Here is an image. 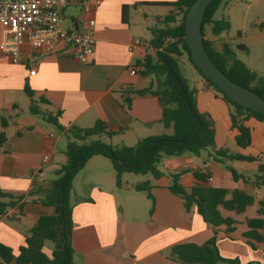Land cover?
I'll use <instances>...</instances> for the list:
<instances>
[{"label": "crops", "instance_id": "0c3cea01", "mask_svg": "<svg viewBox=\"0 0 264 264\" xmlns=\"http://www.w3.org/2000/svg\"><path fill=\"white\" fill-rule=\"evenodd\" d=\"M84 1L91 5L88 17L95 20L96 37L95 50L87 64L79 63L71 48L63 43L44 56L24 45L21 64H13L0 51V117L3 115L9 120L5 129L6 143L0 151V190L22 197L23 203L21 210L11 208L8 216L0 218V244L9 247L14 257L37 220L54 213L52 207L33 201L38 195L29 197L28 194L33 188L35 191L44 189L39 185L45 179L44 167L64 152L63 137L71 126L89 128L96 121L103 122L114 133L108 138H116L120 146L126 147L134 146L145 137L171 135L166 133L170 128L161 124V106L157 98L128 94L150 85L140 80L138 63L151 49L138 48L129 52V46L138 36L139 23L135 20L138 11L170 7L160 4L176 0H68L61 9L63 29L81 30L86 20L82 15ZM96 1L99 2L97 6L94 5ZM122 7H126L124 13ZM153 14L150 18L157 23L162 17ZM3 38L4 28L0 24V45ZM179 62L182 77L189 88L196 91L197 110L213 122L215 150L227 149L263 161L264 122L253 119L246 122L251 130V144L247 149H239L234 140L236 131L230 129L228 106L186 60L181 57ZM132 67L136 71L134 75L129 73ZM31 70L35 71L34 75H29ZM25 86L33 92L35 102L40 99L47 102L38 105L41 112L60 113L58 124L62 131L29 113L30 99L24 92ZM125 96L131 97L130 109L123 103ZM209 154L198 157L184 154L161 162L167 172L187 169L206 172L210 174L206 186L229 191L236 189L252 195L253 205L256 204L254 210H248L251 205L243 213L236 214L219 208L224 218L235 223L232 232H226L225 226L216 228V246L224 259L236 260L239 264H264V225L259 230L263 238L261 243L244 238L248 230L246 221L261 218L257 209L264 192L261 198L258 194L264 186L252 182L258 162H242L247 163V173L231 166L237 174L251 180L234 181L220 165L204 164L203 160ZM44 156L48 157L46 162ZM126 175L130 174H123L121 181ZM145 182L151 184L152 201L147 198L150 206L129 193L138 183H130L129 187L128 183H125L126 187L115 186V173L108 159L95 156L85 163L73 179L70 195L71 264H182L167 258L171 246L181 243L201 245L212 238L213 228L201 220L194 207L185 210L182 201L168 190L170 183L162 184L160 178ZM181 184L188 189L195 186L196 181L187 174L181 178ZM46 243L44 252L49 254L52 247Z\"/></svg>", "mask_w": 264, "mask_h": 264}, {"label": "trees", "instance_id": "16d2710c", "mask_svg": "<svg viewBox=\"0 0 264 264\" xmlns=\"http://www.w3.org/2000/svg\"><path fill=\"white\" fill-rule=\"evenodd\" d=\"M195 0H176L171 3H163L174 10L157 20L159 27L151 31L149 48L154 52V60L150 56H145L138 63L142 68L141 76L156 74L162 77V90H153L151 84L141 90H131L128 94L143 97L151 95L157 98L161 106V124L166 129H171L170 136L161 135L155 137H145L137 141L132 147H114L98 141H90L92 137L105 135L113 136V132L100 121H96L89 128H79L71 126L65 136H69L64 155L66 163L54 171L55 178L48 188L36 190L33 188L28 196L38 195V201L42 205L52 207L53 215L40 217L36 224L29 230L24 238V243L18 248L14 257L9 247L0 244V264H71L73 253L71 247L72 232V207L70 205V195L72 182L75 175L83 168L85 163L92 157L101 156L111 162L115 173V186L121 187V176L123 174L150 175L152 179L161 178L164 173L158 169L159 163L164 157H179L184 154L199 156L201 151L210 148L211 153L203 162L206 165L211 162L223 166L234 181H251L244 176L237 174L227 162H258L257 174L252 180L254 185L264 186V160L261 161L252 156H245L237 152H230L227 149L215 150L214 127L211 119L205 114H201L195 106V89H190L187 81L180 72V58L185 56L191 68L204 80L211 90L229 108L230 129L236 131L235 144L239 149H247L251 144V130L246 122L253 119L257 122H264V115L252 110L243 108L232 103L215 85L210 83L192 64L189 50L185 44L173 46L172 44L181 40L184 36V17L189 7ZM222 0H212L208 5L202 23L201 31L204 48L221 72L237 85L249 89L264 100V78L257 76L250 71L242 62L235 59L234 53L226 42L222 43L221 50H217L214 42L204 36V26L210 25L214 36L229 29V24L225 20L215 21L213 16ZM126 7H122L124 13ZM243 48L242 46H240ZM180 83L177 84L175 78ZM186 93L189 106L194 115L188 109L182 90ZM24 92L30 99L29 113L33 116H40L42 120L62 131L58 124L60 113L55 115L45 114L40 111L39 104H47L43 99L40 102L33 100V92L24 87ZM123 103L127 109L131 106V97L125 96ZM0 151L6 143L5 129L9 125L7 117H0ZM200 125V129L196 131ZM191 175L195 181V186L185 188L181 184L184 175ZM170 178L168 190L179 198L186 211L195 208V212L201 220L213 228L214 235L207 242L196 245L193 243H181L171 246L168 249L167 258L182 264H218L225 262L228 264H239L236 260L224 259L220 256L216 246V228L225 226L226 232H232L234 221L224 218L219 208L233 211L236 214L243 213L245 209L255 202L252 195L240 190H226L223 188H213L206 186L210 177L209 173L187 169L176 173H167ZM136 192H145L147 198L152 201L150 193L151 184L149 182L138 183L133 186ZM22 197H16L0 190V218L2 214L14 207L22 209ZM257 214L261 218L249 219L246 221L248 230L244 234L245 239H250L254 243H261L259 230L264 225V197L258 201ZM46 242L52 243L50 253L44 252ZM253 247V244H250Z\"/></svg>", "mask_w": 264, "mask_h": 264}, {"label": "rangeland", "instance_id": "374dc122", "mask_svg": "<svg viewBox=\"0 0 264 264\" xmlns=\"http://www.w3.org/2000/svg\"><path fill=\"white\" fill-rule=\"evenodd\" d=\"M142 9H144L145 12L138 11L135 15V20L139 23V32L136 38L148 44L151 39V31L154 28L159 27L156 21L150 18L151 13H154L153 15H155V17L163 18L164 16L170 14L174 9L172 7ZM147 15L148 19H145V16L147 17ZM213 20L227 21L229 24V29L221 33L219 36H214L211 31V26L207 24L204 26L205 38L214 39V45L217 50H221L222 43L226 42L228 45H230L236 60L242 62L257 76L264 78V0H222L213 16ZM147 52L151 59L154 60L153 50L150 49L147 50ZM182 58L186 60L185 56ZM140 69L142 71V68ZM139 78L140 80H144L146 84H151L153 90H162V77L152 73L146 77L140 76ZM166 133L172 134V130L170 129L169 131H166ZM63 140L65 144H67L70 138L66 135L63 137ZM90 141H98L109 145L113 144L114 147H120V144L117 142L116 138L110 140L105 135L92 137L89 139V142ZM211 152V149L207 148L201 151V154L205 156L206 153ZM166 158L168 159L171 157H164L163 161L167 160ZM66 160V156L63 152L62 155L57 154L52 163L44 167L46 171L45 179L39 184L42 188H48L50 186L51 181L55 178L53 174L54 170L59 169L61 167V163L64 165ZM162 162H160L158 165V169L164 173V175L160 178V183L168 184L170 183V178L168 177L167 173L170 172H167L163 168ZM227 166H233L237 171L247 173V170L245 171L247 163L241 162L236 164V162H227ZM221 168L225 169L223 166H221ZM126 176L127 177L123 178L121 181L123 187H126L125 183H128L129 187L130 183H143L145 181L153 182V179L150 175L130 174ZM263 192L264 187L261 188V191L258 194L259 198L262 197ZM129 193L150 206V201H148L145 192L134 193V191H129ZM255 208L256 204L251 206L248 210H254ZM46 244L47 246L52 247V243L47 242Z\"/></svg>", "mask_w": 264, "mask_h": 264}, {"label": "built area", "instance_id": "2783aa9c", "mask_svg": "<svg viewBox=\"0 0 264 264\" xmlns=\"http://www.w3.org/2000/svg\"><path fill=\"white\" fill-rule=\"evenodd\" d=\"M249 1V0H248ZM68 0H0V24L4 28V38L0 51L8 56L13 64H21V48L26 45L40 56L50 54L57 44L63 43L71 48L81 64H87L92 56L96 37L95 20L88 17L92 11L88 1L83 2L82 15L86 18L81 30H65L62 27L61 9ZM94 5H99L96 1ZM147 50L149 45L135 39L129 46V52L136 49ZM34 70L29 75H34ZM131 75L136 73L131 68ZM51 136V134H50ZM48 160L47 156L43 161ZM9 215L5 211L1 218Z\"/></svg>", "mask_w": 264, "mask_h": 264}, {"label": "water", "instance_id": "95a60500", "mask_svg": "<svg viewBox=\"0 0 264 264\" xmlns=\"http://www.w3.org/2000/svg\"><path fill=\"white\" fill-rule=\"evenodd\" d=\"M211 1L212 0H195L193 2L184 17V36L181 40L172 44L171 47L185 44L189 50L190 60L195 68L210 83L215 85L232 103L264 115V100L253 91L243 88L227 78L221 70L214 65L204 48L201 23ZM174 78L180 86L177 78ZM181 90L188 109L191 114L194 115L182 87ZM199 129L200 125L196 134Z\"/></svg>", "mask_w": 264, "mask_h": 264}]
</instances>
